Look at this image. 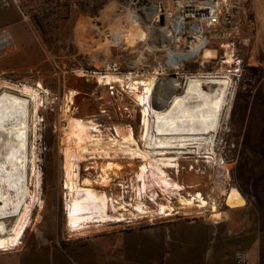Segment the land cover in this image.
<instances>
[{
    "label": "rangeland",
    "instance_id": "374dc122",
    "mask_svg": "<svg viewBox=\"0 0 264 264\" xmlns=\"http://www.w3.org/2000/svg\"><path fill=\"white\" fill-rule=\"evenodd\" d=\"M160 1L141 0L137 6L130 7L129 0H22L20 7L6 8L0 0V35L5 31L10 42L0 47V93L5 85L27 86L41 93L36 152L41 171L39 194L43 201L42 209L38 206L31 216L21 246L13 251L23 252L0 263L44 264L43 253L49 254L51 246L67 249L72 245H89L96 253L104 250V255L96 256L95 264L102 261V264H236L238 252L247 253L250 264H264V26L261 9L258 10L259 6L254 9L252 0L248 22L231 37L219 38L218 34H212L206 49L216 52L214 59L204 61L200 53L205 49L197 47L198 61L172 70L163 53L156 52L160 49L149 51L147 42L138 35L134 45L127 44L124 37L122 43L113 41L114 30L128 25L125 16L136 13V9L147 2L151 5ZM10 11L16 13L14 18ZM148 19V14L146 18L143 16L142 22L138 21L140 27L144 29ZM129 20L131 23L132 19ZM157 28L155 25L151 29L155 37ZM127 29L134 31L133 26ZM229 42L235 60H240V66L231 69L223 62V45ZM236 67L240 69L237 73ZM160 70L157 75L155 72ZM155 74L158 86L170 80L178 81L179 88L172 92L174 95L183 94L190 76L231 78L232 89L230 87L223 112L221 132L216 137V160L204 154L184 155L180 158L179 170H167L173 181L184 187L180 198L173 201L177 215L174 212L171 217L152 222L89 223L79 232H71L65 213L66 142L70 137L79 139L77 130L72 127L74 119L96 123L104 138L121 140L117 128L126 133L128 129L133 130L143 147L142 107L135 94L118 84V91L112 93L109 86L99 80L101 76L113 75L125 78L128 85L132 79H146ZM33 134L31 129L30 156ZM167 156L176 157L175 154ZM108 161L119 164L121 169L106 174L103 169ZM145 163L141 158L123 153L112 159L80 155L79 182L89 179L91 188L99 195L107 198L124 195L126 201L135 204L136 191L143 182L148 190L152 188L148 174L142 181L138 177L143 174ZM102 176L108 183H103ZM35 180L31 177L32 190H35ZM232 191L242 194L245 206L232 208L227 204V196ZM198 194L208 205L195 200L187 207L181 202L182 197L190 200ZM213 203L217 208L213 209ZM110 208L113 207L109 202V215L120 216ZM40 245L42 251L38 249Z\"/></svg>",
    "mask_w": 264,
    "mask_h": 264
},
{
    "label": "bare ground",
    "instance_id": "6f19581e",
    "mask_svg": "<svg viewBox=\"0 0 264 264\" xmlns=\"http://www.w3.org/2000/svg\"><path fill=\"white\" fill-rule=\"evenodd\" d=\"M156 5L154 3L153 7L148 9L149 23L144 29L138 22V10L132 15L125 16V21L132 19L131 23L127 20L126 28H115L113 41L116 44L122 43L124 40L121 38L124 37L127 44L134 45L135 37L138 35L147 42L148 50L151 52L161 46L169 48L173 39L169 30L157 29V37L151 32L152 27L156 25L153 23ZM130 26L134 28L132 33L127 29ZM9 43L7 36L1 33L0 47ZM223 48L228 49V45H223ZM195 53L200 52L196 49ZM200 54L204 61L216 57V52L211 49H205ZM227 54L228 63H232V51H228ZM179 57L182 58L183 55ZM156 79L155 74L146 79H132L128 85L125 78L113 75L101 76L99 80L105 85L120 83L135 94L142 107L143 147L140 146L133 130L128 129L126 133L117 128V135L122 137V141L104 138L100 126L96 123L74 119L72 127L77 130L79 139L70 137L66 142L68 179L65 186L67 189L65 213L67 227L71 232L77 233L89 223H120L124 220L121 216H111L107 213L109 202L113 210H116L114 199L99 195L91 188L92 183L89 179L79 182L80 155L112 159L123 153L131 155L132 158H141L146 163L142 168L143 174L139 175L140 181L148 174L153 181L152 187L156 184L169 195H175L174 190L184 189L167 173L170 169L179 170L182 156L204 154L208 159L216 160V137L221 132L222 116L229 100L231 78L220 75L190 76L182 95L172 93L179 88L177 80H170L158 86ZM40 95L41 93L34 88L13 85H5L0 93V251H13L21 246L30 227L33 212L38 206L42 209L43 201L41 193L39 194L41 171L37 165L39 157L36 152L39 126L37 121L42 105ZM170 95L172 99L166 109L154 108V105H165ZM31 129L35 139L30 156ZM96 132L99 135L94 134ZM170 154H175L176 157H168ZM118 168L119 164L108 161L103 172L108 174V171ZM31 177L36 179L33 181L35 190H32ZM102 178L103 183H108L106 177ZM151 191L152 188L148 190L147 184L143 182L136 195L143 197L146 194L150 195ZM195 200L203 206L208 205L201 194L190 200L181 198V202L186 206H192ZM227 204L232 208H241L246 205V200L240 192L232 191L227 196ZM126 207L127 205H123L120 209L127 211ZM212 207L217 208L216 203H213ZM160 210L169 214L174 211L170 204L161 205ZM217 218H220V215ZM9 220L13 223L9 224Z\"/></svg>",
    "mask_w": 264,
    "mask_h": 264
},
{
    "label": "built area",
    "instance_id": "2783aa9c",
    "mask_svg": "<svg viewBox=\"0 0 264 264\" xmlns=\"http://www.w3.org/2000/svg\"><path fill=\"white\" fill-rule=\"evenodd\" d=\"M2 4L6 8L14 6L20 7L22 0H1ZM141 0H129V6H137ZM156 2H152L151 5H142L138 10V21L142 22L143 16L147 17L148 9H151ZM252 0H162L157 2L156 9L154 10L153 23L156 24L157 29H167L171 32L172 41L169 45V49H165L164 46L159 47V51L163 53L167 60L168 67L172 70H180L185 65L198 61V55L195 50L197 47H201V50L208 48L212 34H218L219 38L231 37L235 30H238L242 24L248 22V13H250V5ZM160 8L163 9L160 12ZM164 21L161 23V17ZM249 21H251L249 19ZM3 34L6 35L4 31ZM228 49L224 48L223 62L229 65V69L233 66H240V60H235L234 49L232 43L229 42ZM159 46V45H158ZM228 51H232L233 62L228 63ZM183 55V57H179ZM236 67L235 72H239L240 69ZM161 70L155 72L160 74ZM178 74V73H176ZM118 75V74H117ZM116 84H109L112 93L117 90ZM144 165V164H143ZM139 177V176H138ZM139 182V178H138ZM162 187L158 185L152 187V191L149 194L139 197V194L135 197L137 200L135 204L131 201H126L124 195L117 197L108 196L115 200L118 210L112 211L117 213V216L123 218V222L132 223L137 220H149L155 221L165 217H171L175 212V215L179 212L175 211L174 202L180 198L181 191L176 190L177 195H169L162 190ZM139 197V198H138ZM139 203V204H138ZM169 203L173 206L174 211L164 213L160 210L161 205H167ZM123 205H127V211L119 210ZM131 210V211H130ZM109 210V214H110ZM249 256L245 252H238L236 255V264H250Z\"/></svg>",
    "mask_w": 264,
    "mask_h": 264
},
{
    "label": "crops",
    "instance_id": "0c3cea01",
    "mask_svg": "<svg viewBox=\"0 0 264 264\" xmlns=\"http://www.w3.org/2000/svg\"><path fill=\"white\" fill-rule=\"evenodd\" d=\"M252 5H253L254 9H257L258 6H259L258 10L261 9L262 23L264 26V0H253ZM15 15H16L15 12L10 11V16L12 18H14ZM65 186H66V183H65ZM65 189H66V187H65ZM46 209L48 210V207ZM42 247H43L42 245H40L38 247L39 251H42ZM50 248L51 249L49 250V254H47L45 256V253H43L44 257H45L44 258V260H45L44 264H95L96 256L104 255V250H102L103 252L98 250L99 253H96L95 248L93 246H89V245L85 246V247H80L78 245L77 246L72 245V246H70V248H67V249H64L62 247L60 248L58 246H51ZM15 250H13V251H15ZM13 251L12 250L7 251V252L0 251V260L5 259V258H9L12 255H16V254L18 255V254L23 252V251L13 252ZM39 254H40V252L36 255H39ZM79 254H81V257ZM47 260H48V263H46ZM102 263H104V262L102 261L101 264ZM0 264H2V263H0Z\"/></svg>",
    "mask_w": 264,
    "mask_h": 264
},
{
    "label": "water",
    "instance_id": "95a60500",
    "mask_svg": "<svg viewBox=\"0 0 264 264\" xmlns=\"http://www.w3.org/2000/svg\"><path fill=\"white\" fill-rule=\"evenodd\" d=\"M162 11H163V9L160 8V12H162ZM163 21H164V18H163V16H162V17H161V23H163ZM171 96H172V95H170L169 98H167V103H166L165 105H161V106L154 105V108H155L156 110H164V109H166V108L168 107V105H169L171 99H172Z\"/></svg>",
    "mask_w": 264,
    "mask_h": 264
}]
</instances>
